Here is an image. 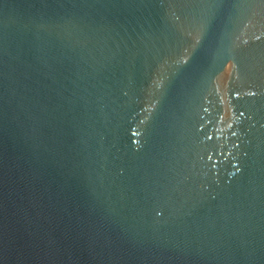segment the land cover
<instances>
[{
	"label": "water",
	"instance_id": "obj_1",
	"mask_svg": "<svg viewBox=\"0 0 264 264\" xmlns=\"http://www.w3.org/2000/svg\"><path fill=\"white\" fill-rule=\"evenodd\" d=\"M0 264H264V0H0Z\"/></svg>",
	"mask_w": 264,
	"mask_h": 264
}]
</instances>
